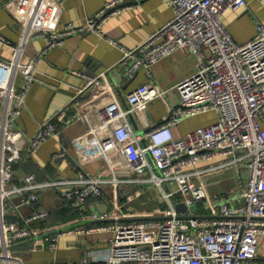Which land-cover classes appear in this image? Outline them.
I'll return each instance as SVG.
<instances>
[{
    "label": "built area",
    "instance_id": "2783aa9c",
    "mask_svg": "<svg viewBox=\"0 0 264 264\" xmlns=\"http://www.w3.org/2000/svg\"><path fill=\"white\" fill-rule=\"evenodd\" d=\"M140 1L109 0L84 27L68 23L60 33H40L46 45L36 61L68 35L85 31L102 34L106 19L130 2ZM168 1L174 8L173 18L142 44L124 49L120 63L130 79L140 67H149L181 49L197 54V71L172 88L178 94L177 102L161 123L141 135L135 133L130 117L168 90L145 83L133 89L125 103L113 98L98 110L97 122L89 125L88 133L96 137L108 167L96 176L80 171L75 178L37 181L35 173H28L23 184L14 180L17 164L57 136L62 126L78 119L90 122L87 113L69 111L68 105L54 118L42 121L31 138L17 127L30 87L38 78L36 65L22 61L27 43L39 34L35 19L29 16L21 23L19 40L10 44L12 57H0V264H26L25 256L13 246L41 236L31 224L46 220L50 212L36 205L38 190L55 187L72 207L81 209L90 202L94 206L93 202L104 195L105 185H111L114 194L111 210L89 215L102 222L64 227L48 235L46 241L56 249L61 234L108 230L113 232L109 247L95 258L52 264H264L258 259L264 235V24L259 20L255 37L240 43L223 23L222 15L228 9L248 7L247 0ZM0 40L6 41L1 34ZM104 76L89 78L72 104L78 106L83 92ZM107 89L112 92L113 87L108 85ZM210 111L216 113L213 122L179 138L174 135L172 127L181 120ZM64 156L62 150L53 158ZM120 160L126 162L131 175L117 174ZM239 166L246 172L242 202L235 207L216 203L209 195L206 177ZM130 184L153 185L165 207L128 218L118 197L120 187ZM13 195H23L31 207V214L22 216L23 226L7 217ZM203 201L207 211L200 208ZM177 202H184L189 211L178 212ZM44 229L49 231L47 225Z\"/></svg>",
    "mask_w": 264,
    "mask_h": 264
},
{
    "label": "crops",
    "instance_id": "0c3cea01",
    "mask_svg": "<svg viewBox=\"0 0 264 264\" xmlns=\"http://www.w3.org/2000/svg\"><path fill=\"white\" fill-rule=\"evenodd\" d=\"M107 1L109 0H16L8 3L7 0H0V34L6 40H0V57H12L10 44L19 40L20 25L24 20L28 21L29 16L35 19L34 28L39 29H35L39 34L29 40L22 57L23 62H33L36 65L38 78L30 87L17 127L31 138L42 121L54 118L57 111L68 105L69 111H83L89 115L90 120L86 122L78 119L62 126L57 136L50 137L34 155L18 163L14 175L18 184L24 183L23 179L28 173H35L37 181H47L75 178L80 171L91 176L105 172L107 161L99 151L96 137L88 133L89 125L97 122L98 110L113 98L125 103L127 95L145 83L155 84L162 91L168 90L163 97L150 101L130 117L135 133L141 135L148 128L161 123L168 114L169 107L177 102L178 94L172 88L197 71V54L181 49L149 67H140L130 79L126 77L125 66L120 63L124 49L142 44L154 31L173 18L174 8L168 0L130 2L118 14L102 23V34L85 31L68 35L62 44L49 49L40 62L36 61L46 45V39L40 33H60L68 23L84 27L88 19L95 17ZM247 1L248 7L228 9L222 15L223 23L240 43L255 37L259 20L264 24V4L260 0ZM103 73L106 76L88 87L79 97V105L72 104L78 89L85 86L89 78ZM21 81L19 75L17 83L20 84ZM108 85L113 87L112 92L107 89ZM210 112L181 120L172 127L174 135L179 138L199 126L213 122L216 115L212 121L203 120ZM63 148L65 156L54 159V154L61 152ZM68 154L74 157L76 164L68 159ZM117 174H132L124 160H120ZM245 182L246 172L243 166L230 167L206 177L212 200L233 207L242 202L241 193ZM137 191L140 194H136ZM37 192L36 205L49 210L50 215L46 220H37L31 224L32 228L41 232L39 238H28L13 246L14 251L25 256L26 264L76 262L84 258H95L109 247L113 232L108 230L61 234L56 249L49 247L46 237L64 227H88L102 222L90 219L89 215L91 212L104 213L111 210L114 198L111 185L104 186V195L93 202L94 206L90 202L81 209L69 206L61 191L55 187L42 188ZM28 193L27 191L25 194ZM118 198L128 218L142 217L165 207L160 192L150 184L123 185ZM205 204L206 201L199 203L202 211H207ZM30 214L31 207L25 202L24 196L13 195L7 208V217L23 226L25 223L22 216ZM45 225L49 231H45ZM258 259L264 260V235L259 241Z\"/></svg>",
    "mask_w": 264,
    "mask_h": 264
},
{
    "label": "water",
    "instance_id": "95a60500",
    "mask_svg": "<svg viewBox=\"0 0 264 264\" xmlns=\"http://www.w3.org/2000/svg\"><path fill=\"white\" fill-rule=\"evenodd\" d=\"M63 150H64V148H63ZM67 157L72 163L76 164V161H75V159H74V157L72 155L68 154ZM175 208H176V210L178 212H187V211H189V208H188V206L185 203H177L175 205ZM191 208H192V210L197 211V207L196 206H192Z\"/></svg>",
    "mask_w": 264,
    "mask_h": 264
},
{
    "label": "rangeland",
    "instance_id": "374dc122",
    "mask_svg": "<svg viewBox=\"0 0 264 264\" xmlns=\"http://www.w3.org/2000/svg\"><path fill=\"white\" fill-rule=\"evenodd\" d=\"M215 115H216V113L214 111L210 112L206 116L203 117V120L212 121L215 119ZM135 197L138 198L139 196H135Z\"/></svg>",
    "mask_w": 264,
    "mask_h": 264
},
{
    "label": "trees",
    "instance_id": "16d2710c",
    "mask_svg": "<svg viewBox=\"0 0 264 264\" xmlns=\"http://www.w3.org/2000/svg\"><path fill=\"white\" fill-rule=\"evenodd\" d=\"M27 158V157H26ZM69 206H71V204L70 203H68V202H66ZM72 207V206H71ZM72 208H74V207H72Z\"/></svg>",
    "mask_w": 264,
    "mask_h": 264
}]
</instances>
